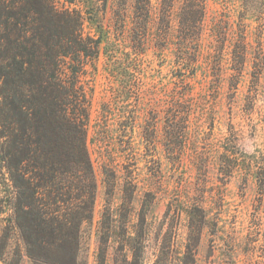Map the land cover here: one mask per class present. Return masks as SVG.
Returning <instances> with one entry per match:
<instances>
[{
  "label": "rangeland",
  "instance_id": "rangeland-1",
  "mask_svg": "<svg viewBox=\"0 0 264 264\" xmlns=\"http://www.w3.org/2000/svg\"><path fill=\"white\" fill-rule=\"evenodd\" d=\"M135 1L60 0L82 10L85 33L102 39L83 75L97 196L81 258L98 264L106 218V264H134L137 254L138 264H264V196L252 159L264 152V0H204L199 67L189 77L195 100L187 124L176 123L186 125V142L173 149L164 127L179 76L172 48L154 34L162 0L150 2L145 44L132 32ZM11 196L0 185V264H45L28 257Z\"/></svg>",
  "mask_w": 264,
  "mask_h": 264
},
{
  "label": "trees",
  "instance_id": "trees-1",
  "mask_svg": "<svg viewBox=\"0 0 264 264\" xmlns=\"http://www.w3.org/2000/svg\"><path fill=\"white\" fill-rule=\"evenodd\" d=\"M150 2L134 5L132 32L140 44L152 30ZM174 2L162 0L154 29L164 48H172L179 76L165 115V144L172 149L186 130L176 123L187 124L195 100L189 77L199 67L205 13L204 0H181L172 32ZM101 43L85 33L82 10L60 0H0V185L10 188L14 220L34 262L84 264L82 230L94 215L97 182L89 151L92 98L83 75ZM187 102L190 109L178 108ZM252 159L263 199L264 152ZM109 226L103 218L98 264H106Z\"/></svg>",
  "mask_w": 264,
  "mask_h": 264
}]
</instances>
